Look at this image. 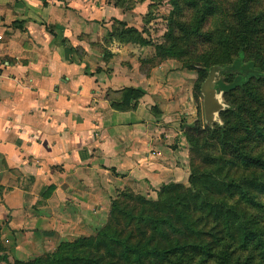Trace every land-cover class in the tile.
<instances>
[{
	"label": "crops",
	"instance_id": "1",
	"mask_svg": "<svg viewBox=\"0 0 264 264\" xmlns=\"http://www.w3.org/2000/svg\"><path fill=\"white\" fill-rule=\"evenodd\" d=\"M154 9L0 0V264L94 236L123 191L187 182L198 78L137 42Z\"/></svg>",
	"mask_w": 264,
	"mask_h": 264
},
{
	"label": "trees",
	"instance_id": "2",
	"mask_svg": "<svg viewBox=\"0 0 264 264\" xmlns=\"http://www.w3.org/2000/svg\"><path fill=\"white\" fill-rule=\"evenodd\" d=\"M257 2L234 0L227 22L220 0H175L179 18L171 17L167 42L156 47L161 61L203 66L196 95L212 67L225 68L217 80L230 106L220 113L224 125L185 129L189 187L163 185L156 200L123 191L97 235L15 264H264V12ZM209 21L214 28L205 33ZM230 49L236 58L218 56Z\"/></svg>",
	"mask_w": 264,
	"mask_h": 264
},
{
	"label": "rangeland",
	"instance_id": "3",
	"mask_svg": "<svg viewBox=\"0 0 264 264\" xmlns=\"http://www.w3.org/2000/svg\"><path fill=\"white\" fill-rule=\"evenodd\" d=\"M174 1L175 0H156V9H154L155 12L152 13L151 15H148V17H150V19L148 21H146L147 26L145 28V34L147 36L146 37V42L147 43L145 44V47L147 49H151V50L157 52L156 47L167 42V35H168V33H169L170 29H171L170 19H171V17H174L173 20L178 19L179 18V13H180L179 12V8L175 6ZM220 1L222 2L223 7L225 8V14L227 15L226 21L230 22L231 18L228 17V14L231 12L232 4H233L234 0H220ZM255 10L264 12V0H258V2L256 3V6H255ZM155 13H156V15H155ZM190 14H191V11H189V12L187 11L186 12V18H185L186 22H191ZM191 16H192V14H191ZM213 28H214L213 22L209 21V23L206 25L205 33H207L208 31L212 30ZM198 51L199 52H196L197 54L202 53L201 52L202 49H200ZM236 51H237L236 49H230V50H228L226 52L225 51H220V52H218V56L224 55V57L227 56V57H229L231 59L232 58L234 59L237 56V52ZM193 54H195V52H191V54L186 59V61L191 62V64L196 62V60H197V57H194ZM254 54H255V52L252 51V53L250 55H248V56H254ZM180 63L183 66V63L182 62H180ZM187 64H189V63L187 62ZM236 65L239 66V63H236ZM200 66H201L200 64L196 65V69L194 68L193 70H188V69L185 68L188 71H192V72L197 73V78L198 79L196 81V84L199 81L198 70L203 68V66H201V67ZM196 84H195V86H196ZM194 90H195V88H194ZM261 90L264 91V87ZM196 94H197V92H195L194 95H195V99H196L197 105L199 107L198 121L201 122L202 126H206L207 123H205V121H204L202 96L196 95ZM222 99H223L225 105L227 106V108L229 109L230 106L226 103L223 94H222ZM219 119H220V124L219 125L223 126L224 125L223 121L221 120L220 117H219ZM198 121H196L191 126V128L196 127V124H197ZM189 168H190V157H189ZM190 175H191V170H190ZM189 182H190V176H189V178H188V180H187V182L185 184L184 183L183 184L182 183H176V184L182 185L184 187H189ZM158 192L159 191L155 192L154 194L151 193V194H149V196H147L148 194H146V193H144V194H136V195H142V196H145L148 199L156 200L157 197H158ZM96 233H95V235H97Z\"/></svg>",
	"mask_w": 264,
	"mask_h": 264
},
{
	"label": "water",
	"instance_id": "4",
	"mask_svg": "<svg viewBox=\"0 0 264 264\" xmlns=\"http://www.w3.org/2000/svg\"><path fill=\"white\" fill-rule=\"evenodd\" d=\"M224 70L225 68L221 66L212 67L209 70L208 78L204 81L201 87L204 119L210 126L220 124V113L227 108L222 99L223 93L219 92L220 87L217 84V80Z\"/></svg>",
	"mask_w": 264,
	"mask_h": 264
}]
</instances>
